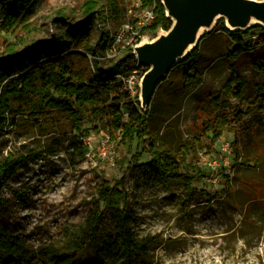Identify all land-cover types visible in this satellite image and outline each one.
Returning a JSON list of instances; mask_svg holds the SVG:
<instances>
[{"label": "rangeland", "instance_id": "374dc122", "mask_svg": "<svg viewBox=\"0 0 264 264\" xmlns=\"http://www.w3.org/2000/svg\"><path fill=\"white\" fill-rule=\"evenodd\" d=\"M116 1L123 6V24L119 27L109 19L97 23L93 44L105 30L120 34V47L152 40L165 31L138 35L137 23H132L142 19L137 0ZM82 2L43 0L24 26L12 33L0 31V50L7 43L20 45L22 39H49L57 31L52 22L56 15L63 14L64 25L77 23L82 19ZM227 44L219 35L203 40L201 51L213 65L197 90L174 102L177 115L169 125L164 124V135L175 146L193 142L195 125L207 116L205 97L219 90L227 78L228 64L220 55ZM96 59L106 64L105 59ZM253 62L264 63V46L243 55L238 65L242 76L264 81L263 74L252 71ZM171 77L175 80L177 75ZM159 94L167 102L172 98L171 89ZM259 114L260 122L248 130L226 131L212 144L202 138V147L184 152V170L190 172L192 165L202 170L189 196L180 185L144 184L130 160L136 150L141 152L139 162L149 159L143 151L145 144L134 141L128 148L102 122L86 121L79 131H73L69 120L58 114L55 125L40 132L18 119L15 128L0 134V158L23 144L46 152L24 161L3 188L0 228L17 235L30 250L24 264H53L49 251L62 244L65 230H75L84 222L95 206L99 187L112 186L123 177L136 216L131 230L151 239L150 264H264V113ZM243 118L252 117L245 114ZM104 222L111 224L108 211Z\"/></svg>", "mask_w": 264, "mask_h": 264}, {"label": "trees", "instance_id": "16d2710c", "mask_svg": "<svg viewBox=\"0 0 264 264\" xmlns=\"http://www.w3.org/2000/svg\"><path fill=\"white\" fill-rule=\"evenodd\" d=\"M42 1L0 0V31L12 33L19 25L24 26ZM137 2L141 12H153L152 18L137 29L138 35L170 28L172 20L165 15L160 0ZM122 7L116 0H83L82 19L77 23L64 25L63 14L56 15L52 22L57 31L49 39H22L20 45L7 43L5 50H0V134L15 128L18 119L41 132L48 125H55L53 120L58 114L69 120L73 131H79L86 121L102 122L109 134L128 148L134 141L145 144L143 151L149 159L139 162L141 152L136 150L130 160L144 184L180 185L189 196L202 170L193 165L190 172L184 170V152L202 147V138L212 144L226 131L248 130L260 122L259 113H264V81L242 76L238 71V59L243 54L264 46V27L230 30L222 18L218 19L211 30L203 33L195 48L158 83L149 106L143 110L138 95L131 96L117 77L136 67L147 70L137 63L133 53L137 41L120 47L119 56L107 55L117 32L101 31L92 43L97 23L109 19L119 27L123 24ZM132 23L135 25L137 20ZM250 31L256 32L245 38ZM217 33L228 40L220 55L228 62L229 74L219 90L205 97L207 116L195 125V141L175 146L167 141L164 124L169 125L177 115L174 102L203 84L212 61L204 56L201 44ZM84 52L92 59L88 60ZM96 58L105 59L106 64ZM250 67L254 73L264 75L263 62H253ZM172 74L177 75L175 80ZM165 89L172 90L168 102L159 94ZM232 100L236 103L232 104ZM245 114L252 118L244 119ZM20 147L0 158V208L5 205L3 188L18 167L39 152H46H37L26 144ZM83 149L85 152L87 147ZM125 184L122 177L112 186L99 187L98 199L84 222L75 230H65L62 244L49 251L53 264H150L147 255L151 239L138 237L131 230L136 216ZM106 211L111 214L110 225L104 222ZM28 251L17 235L0 228V264H24Z\"/></svg>", "mask_w": 264, "mask_h": 264}, {"label": "water", "instance_id": "95a60500", "mask_svg": "<svg viewBox=\"0 0 264 264\" xmlns=\"http://www.w3.org/2000/svg\"><path fill=\"white\" fill-rule=\"evenodd\" d=\"M172 20L168 30L134 46L137 63L147 67L139 82L138 100L145 110L159 82L191 52L205 31L220 18L230 30L264 27V0H160Z\"/></svg>", "mask_w": 264, "mask_h": 264}, {"label": "built area", "instance_id": "2783aa9c", "mask_svg": "<svg viewBox=\"0 0 264 264\" xmlns=\"http://www.w3.org/2000/svg\"><path fill=\"white\" fill-rule=\"evenodd\" d=\"M138 3V2H137ZM153 12L151 9H145L142 14V19L137 22L138 29L147 23V21L152 18ZM129 24L127 23L126 26ZM131 29V26H130ZM138 33V32H137ZM120 42V34H117L116 41L114 44L110 46L108 49V56L118 54L120 46H118ZM138 43V42H137ZM137 43L135 45H137ZM134 45V46H135ZM134 51V50H133ZM145 71L142 67H136L131 70L128 74H118L120 82L124 86V88L128 91L131 96L138 95L139 93V82Z\"/></svg>", "mask_w": 264, "mask_h": 264}, {"label": "crops", "instance_id": "0c3cea01", "mask_svg": "<svg viewBox=\"0 0 264 264\" xmlns=\"http://www.w3.org/2000/svg\"><path fill=\"white\" fill-rule=\"evenodd\" d=\"M215 35H219L221 38H224V35H223V34H220V33L218 34V33H217V34H215ZM215 35H214V36H215ZM205 39L210 40L209 38H205ZM250 53H252V52H250ZM250 53H248V54H250ZM243 55H245V54H243ZM243 55H242V56H243ZM242 56H241V57H242ZM241 57L238 59V65H239V61H240ZM222 58H223V57H222ZM223 59H225V58H223ZM227 64H228V62H227ZM210 65H213V63H211ZM210 65H209V66H210ZM215 65H217V64H215ZM204 79H205V74H204ZM203 81H204V80H203Z\"/></svg>", "mask_w": 264, "mask_h": 264}]
</instances>
